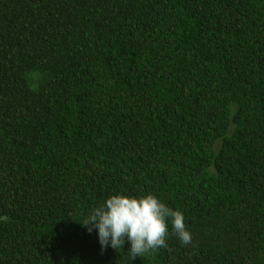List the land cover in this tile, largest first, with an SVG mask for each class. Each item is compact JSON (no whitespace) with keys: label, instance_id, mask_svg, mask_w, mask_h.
Here are the masks:
<instances>
[{"label":"trees","instance_id":"obj_1","mask_svg":"<svg viewBox=\"0 0 264 264\" xmlns=\"http://www.w3.org/2000/svg\"><path fill=\"white\" fill-rule=\"evenodd\" d=\"M117 193L192 242L102 250ZM0 264H264V0H0Z\"/></svg>","mask_w":264,"mask_h":264},{"label":"clouds","instance_id":"obj_2","mask_svg":"<svg viewBox=\"0 0 264 264\" xmlns=\"http://www.w3.org/2000/svg\"><path fill=\"white\" fill-rule=\"evenodd\" d=\"M80 224L89 233L95 231L102 250L122 248L129 243L127 254L132 260L150 251L167 248L169 224L181 244L192 242L184 214L151 193L111 195L94 207Z\"/></svg>","mask_w":264,"mask_h":264}]
</instances>
